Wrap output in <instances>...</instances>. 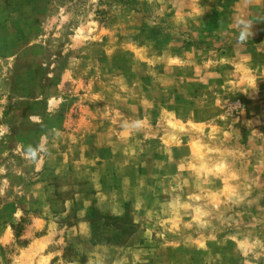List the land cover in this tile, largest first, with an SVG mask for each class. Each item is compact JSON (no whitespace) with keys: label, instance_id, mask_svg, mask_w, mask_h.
Masks as SVG:
<instances>
[{"label":"rangeland","instance_id":"374dc122","mask_svg":"<svg viewBox=\"0 0 264 264\" xmlns=\"http://www.w3.org/2000/svg\"><path fill=\"white\" fill-rule=\"evenodd\" d=\"M0 264H264V0H0Z\"/></svg>","mask_w":264,"mask_h":264},{"label":"clouds","instance_id":"9594fccd","mask_svg":"<svg viewBox=\"0 0 264 264\" xmlns=\"http://www.w3.org/2000/svg\"><path fill=\"white\" fill-rule=\"evenodd\" d=\"M246 38V34L244 32H241L239 35V40L243 41ZM40 153H47V149L44 145H40L39 149H35L31 146L27 149V156L30 158L32 162H36L38 159V155Z\"/></svg>","mask_w":264,"mask_h":264}]
</instances>
